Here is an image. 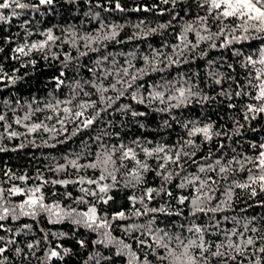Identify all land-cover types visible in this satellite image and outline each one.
Masks as SVG:
<instances>
[{
	"label": "snow or ice",
	"instance_id": "obj_1",
	"mask_svg": "<svg viewBox=\"0 0 264 264\" xmlns=\"http://www.w3.org/2000/svg\"><path fill=\"white\" fill-rule=\"evenodd\" d=\"M0 264H264V0H0Z\"/></svg>",
	"mask_w": 264,
	"mask_h": 264
},
{
	"label": "trees",
	"instance_id": "obj_2",
	"mask_svg": "<svg viewBox=\"0 0 264 264\" xmlns=\"http://www.w3.org/2000/svg\"><path fill=\"white\" fill-rule=\"evenodd\" d=\"M10 155H12V154H10ZM5 159H7V157H5ZM9 162L12 163L13 161H9ZM15 163H23V161H15Z\"/></svg>",
	"mask_w": 264,
	"mask_h": 264
}]
</instances>
